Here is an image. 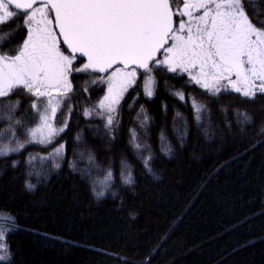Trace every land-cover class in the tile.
<instances>
[{
	"label": "trees",
	"instance_id": "trees-1",
	"mask_svg": "<svg viewBox=\"0 0 264 264\" xmlns=\"http://www.w3.org/2000/svg\"><path fill=\"white\" fill-rule=\"evenodd\" d=\"M23 35L18 33L12 43L18 44ZM152 75L153 98L144 95L143 76L125 93L114 140L102 127L97 131L99 119L81 114L102 85L89 87L85 84L89 76L75 73L67 129L52 144L30 143L19 153L0 158V210L15 218L14 230L5 237L11 264H264V136L257 134L264 121V96L249 100L231 93L210 101L198 86L185 84L186 75L159 71ZM171 91H183L185 100ZM189 94L209 110L202 114L199 128ZM4 99L20 101L13 118L24 125L16 129L23 142L25 129L36 123L29 107L32 97L17 90ZM141 106L150 118L146 131L136 119ZM222 106L228 109L231 129ZM235 109L254 117V124L243 132L235 124ZM66 111L65 105L57 123L65 119ZM6 112L0 108V116ZM176 112L183 119L174 120ZM185 120L188 134L181 143L178 131L183 133ZM7 123L0 120V129ZM132 128L150 145L151 172L129 146ZM161 132L173 149L170 156L161 151ZM77 133L82 134L79 142ZM59 144L65 145V152L54 160L48 154ZM80 152L95 156L88 175L87 157L82 159ZM30 156L36 159L29 164ZM122 160L131 170V185L121 182ZM13 161L19 162L16 168ZM55 162L59 169L53 167ZM109 168L111 187L100 183ZM25 181L36 185L35 190L28 191ZM93 189L104 195L98 198Z\"/></svg>",
	"mask_w": 264,
	"mask_h": 264
},
{
	"label": "snow or ice",
	"instance_id": "snow-or-ice-1",
	"mask_svg": "<svg viewBox=\"0 0 264 264\" xmlns=\"http://www.w3.org/2000/svg\"><path fill=\"white\" fill-rule=\"evenodd\" d=\"M9 23L14 27L5 29ZM21 31L24 35L14 45ZM156 71L180 78L186 75L185 84L198 86L210 101L231 93L249 100H255L258 94L264 96V0H0V108L7 109L0 120L8 121L0 129V158L19 153L30 143L52 144L67 129L70 101L75 95L74 73L87 74L90 79L86 85H106L103 97L81 114L99 119L102 124L97 131L102 127L104 135L114 140L125 93L143 76L144 95L153 98L156 77L152 73ZM17 90L34 98L29 107L32 119L37 121L34 127L25 129L23 142L16 129L24 125L13 118L20 101L4 99ZM171 95L185 100L183 91H171ZM188 101L199 128L202 114L209 111L207 105L191 94ZM65 105V119L57 126L56 114ZM220 110L231 129L228 109L222 106ZM233 117L241 132L255 122L252 115L239 109L233 110ZM136 119L146 131L150 118L143 106ZM175 119H183L182 114L176 112ZM184 125L182 134L177 130L181 143L188 134L186 120ZM204 133L207 137V129ZM257 134L264 136V121ZM75 139L79 142L82 134L77 133ZM159 139L161 151L170 156L173 149L163 132ZM128 143L145 170L151 172L150 145L140 139L135 128L129 129ZM64 152L65 145L59 144L48 155L62 159ZM79 155L87 157L89 167L84 174H90L95 156L90 152ZM34 159L30 156L27 163ZM18 163L13 161L12 167ZM121 165V182L133 184L129 166L123 160ZM53 167L59 169L60 163L55 162ZM69 167L76 168L71 162ZM33 174L28 172L29 176ZM35 175L39 178V173ZM112 180L109 168L100 183L111 187ZM35 187L25 181L28 191ZM93 191L98 198L104 195L103 191ZM14 219L0 210V264L12 261L5 237L14 230V226H7Z\"/></svg>",
	"mask_w": 264,
	"mask_h": 264
},
{
	"label": "rangeland",
	"instance_id": "rangeland-1",
	"mask_svg": "<svg viewBox=\"0 0 264 264\" xmlns=\"http://www.w3.org/2000/svg\"><path fill=\"white\" fill-rule=\"evenodd\" d=\"M62 47H63V45H62ZM79 63H80V61H79V59H78V61H77V66L79 65ZM75 74V73H74ZM104 75H106V74H104ZM93 76H95V75H93ZM90 78H88V80H89ZM138 80V79H137ZM143 84H144V81H143ZM92 85H94V84H91V83H89V84H87V86H89V87H91ZM105 91H106V85H102V89H101V92L99 93V95L96 97V99H92L91 100V102H90V104H89V106H86L85 108H91L92 106H94L96 103H97V101L99 100V99H101L102 97H103V95L105 94ZM32 99H34V98H32ZM61 113V111H59L57 114H56V117L59 115ZM62 122V121H61ZM61 122H56V118H55V123H56V125L57 126H60L61 125ZM36 123H37V121H36ZM36 123H34L31 127H34L35 125H36ZM35 144V143H34ZM12 223L11 224H9V225H7L8 227H12Z\"/></svg>",
	"mask_w": 264,
	"mask_h": 264
},
{
	"label": "water",
	"instance_id": "water-1",
	"mask_svg": "<svg viewBox=\"0 0 264 264\" xmlns=\"http://www.w3.org/2000/svg\"><path fill=\"white\" fill-rule=\"evenodd\" d=\"M85 62H86V58H84Z\"/></svg>",
	"mask_w": 264,
	"mask_h": 264
}]
</instances>
